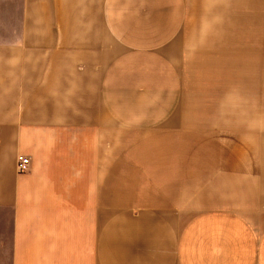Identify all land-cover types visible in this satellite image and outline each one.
Here are the masks:
<instances>
[{"label": "crops", "instance_id": "0c3cea01", "mask_svg": "<svg viewBox=\"0 0 264 264\" xmlns=\"http://www.w3.org/2000/svg\"><path fill=\"white\" fill-rule=\"evenodd\" d=\"M0 264H264V0H0Z\"/></svg>", "mask_w": 264, "mask_h": 264}, {"label": "built area", "instance_id": "2783aa9c", "mask_svg": "<svg viewBox=\"0 0 264 264\" xmlns=\"http://www.w3.org/2000/svg\"><path fill=\"white\" fill-rule=\"evenodd\" d=\"M29 163H30V160L28 156L24 154H17L15 156L14 166H15V170L18 173L26 171L29 166Z\"/></svg>", "mask_w": 264, "mask_h": 264}]
</instances>
